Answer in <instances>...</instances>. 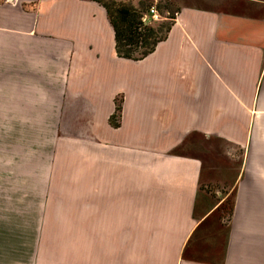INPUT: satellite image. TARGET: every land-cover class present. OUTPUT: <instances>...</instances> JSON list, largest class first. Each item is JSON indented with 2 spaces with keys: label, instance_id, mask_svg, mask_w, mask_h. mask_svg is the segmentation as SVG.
Returning a JSON list of instances; mask_svg holds the SVG:
<instances>
[{
  "label": "crops",
  "instance_id": "1",
  "mask_svg": "<svg viewBox=\"0 0 264 264\" xmlns=\"http://www.w3.org/2000/svg\"><path fill=\"white\" fill-rule=\"evenodd\" d=\"M170 2L131 59L96 0H0V264H264V0Z\"/></svg>",
  "mask_w": 264,
  "mask_h": 264
},
{
  "label": "trees",
  "instance_id": "2",
  "mask_svg": "<svg viewBox=\"0 0 264 264\" xmlns=\"http://www.w3.org/2000/svg\"><path fill=\"white\" fill-rule=\"evenodd\" d=\"M106 9L114 31L115 49L119 56L139 59L155 48L163 37H154V27L141 20L142 11L132 4L117 0H96ZM171 25V24H170ZM170 26H168L167 31ZM166 31V33H167ZM120 109L116 104V111Z\"/></svg>",
  "mask_w": 264,
  "mask_h": 264
},
{
  "label": "rangeland",
  "instance_id": "3",
  "mask_svg": "<svg viewBox=\"0 0 264 264\" xmlns=\"http://www.w3.org/2000/svg\"><path fill=\"white\" fill-rule=\"evenodd\" d=\"M137 7L142 12L148 11L150 7H153L156 10V12L158 13V17L155 19L151 18V21L149 22V25H152L155 31L151 40L154 37H157V38L163 37L166 34L167 28L168 26H170L173 20V17L175 16V8L171 4L170 0H139ZM119 106H121L120 103H119ZM119 110L117 111V113L119 112ZM5 130H6V123L0 121V200H1V197H4V200H5V194H6V186H5L6 185V169H5L6 166L5 165H6L7 156H6ZM218 144L219 143H217V146ZM233 156L236 157V155H233ZM213 157L215 158V160H220V157L216 155H213ZM10 159H11V156H10ZM10 172L12 173L13 171L10 170ZM211 173L215 174L213 173V171H211ZM219 190L222 192L224 191V189L222 188H219ZM9 192L12 195V198L14 197L16 198L15 190L12 186H10ZM213 195L215 194L213 193ZM12 198H11V201H12ZM210 204H212V202L208 201L207 205H210ZM232 204H233L232 196L229 195L218 206V208L215 211H213V213L215 214H213L212 216L226 219L228 214L231 212Z\"/></svg>",
  "mask_w": 264,
  "mask_h": 264
},
{
  "label": "built area",
  "instance_id": "4",
  "mask_svg": "<svg viewBox=\"0 0 264 264\" xmlns=\"http://www.w3.org/2000/svg\"><path fill=\"white\" fill-rule=\"evenodd\" d=\"M157 17H158V13L156 12V10L153 7H150L148 11L142 12L141 20L144 23L149 24V22L151 21V18L155 19Z\"/></svg>",
  "mask_w": 264,
  "mask_h": 264
}]
</instances>
